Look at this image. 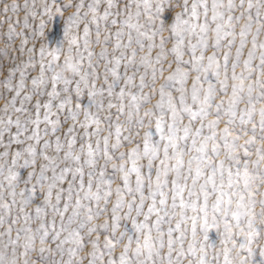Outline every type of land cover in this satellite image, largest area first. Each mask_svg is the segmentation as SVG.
Listing matches in <instances>:
<instances>
[{
	"label": "snow or ice",
	"instance_id": "obj_1",
	"mask_svg": "<svg viewBox=\"0 0 264 264\" xmlns=\"http://www.w3.org/2000/svg\"><path fill=\"white\" fill-rule=\"evenodd\" d=\"M0 264H264V0L2 3Z\"/></svg>",
	"mask_w": 264,
	"mask_h": 264
},
{
	"label": "rangeland",
	"instance_id": "obj_2",
	"mask_svg": "<svg viewBox=\"0 0 264 264\" xmlns=\"http://www.w3.org/2000/svg\"><path fill=\"white\" fill-rule=\"evenodd\" d=\"M4 2H9V0H0V6H2ZM19 2L23 3V0H19ZM44 39L49 46H59L60 42L63 40V19L59 15L52 18L50 26L45 30ZM82 101L86 103V97L82 98ZM216 239L215 230H210L209 240L215 241Z\"/></svg>",
	"mask_w": 264,
	"mask_h": 264
},
{
	"label": "clouds",
	"instance_id": "obj_3",
	"mask_svg": "<svg viewBox=\"0 0 264 264\" xmlns=\"http://www.w3.org/2000/svg\"><path fill=\"white\" fill-rule=\"evenodd\" d=\"M64 72H70V69L66 66L64 69H62Z\"/></svg>",
	"mask_w": 264,
	"mask_h": 264
}]
</instances>
